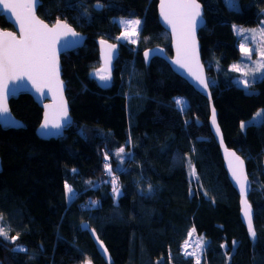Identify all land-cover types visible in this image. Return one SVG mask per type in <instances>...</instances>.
Segmentation results:
<instances>
[{
  "label": "trees",
  "instance_id": "1",
  "mask_svg": "<svg viewBox=\"0 0 264 264\" xmlns=\"http://www.w3.org/2000/svg\"><path fill=\"white\" fill-rule=\"evenodd\" d=\"M40 1L39 17L49 24L62 19L87 37L82 48L61 55L74 120L65 135H37L43 111L25 94L9 105L24 127H0V226L18 236L15 242L0 237V264H195L184 249L193 228L205 247L200 264H264V116L241 127L264 109V76L245 89L231 70L241 55L232 26H256L264 0H237L234 9L225 0H199L201 60L224 143L246 161L255 238L241 221L239 195L211 134L209 100L161 56L144 60L149 48L172 53L158 0ZM137 16V44L118 41L104 90L96 82L97 40L116 42L115 19ZM0 27L12 29L3 16ZM177 96L186 101L183 110Z\"/></svg>",
  "mask_w": 264,
  "mask_h": 264
},
{
  "label": "snow or ice",
  "instance_id": "2",
  "mask_svg": "<svg viewBox=\"0 0 264 264\" xmlns=\"http://www.w3.org/2000/svg\"><path fill=\"white\" fill-rule=\"evenodd\" d=\"M39 0H0V6L15 17L18 24L20 36L12 32L0 31V116L5 117V123L13 126H19V122L14 119H7L10 116L8 107V97L10 94L9 82L13 81H30L36 92L41 96L46 95L44 89L47 88L53 94L56 103L53 105H45L48 111L45 112L44 121L41 124V131L44 134L52 135L50 130L55 129L57 132L63 129L69 122L67 103L63 98V82L59 78V61L57 44L62 36H76L77 33L67 23L59 20L52 26L45 24L40 20L35 13L36 6ZM160 14L163 21L172 29V33L176 37V64L181 68H188L189 73L202 85L204 89L208 88V82L203 77L200 71L198 60V47L196 42V29L201 18V5L197 0H160ZM125 25L122 38L135 43L131 37L138 35V30L141 21L138 19L128 20L122 22ZM243 32V29H238ZM255 34V33H254ZM260 37L264 39V29L260 31ZM101 45L105 50V68L100 75L102 81H109L111 79V53L115 45L108 44L106 41H101ZM241 52L246 57L250 58L251 49L241 45ZM148 56V53H145ZM262 61H264V51L260 52ZM195 62L197 71L192 70V63ZM258 70H264V62L257 65ZM234 71H240V66L233 65ZM251 71V70H250ZM248 73L245 72L244 75ZM243 84L248 87L249 81L244 80ZM176 104L183 110L185 102L181 98L176 99ZM261 113H257L260 116ZM212 123L216 124L215 109L212 112ZM243 128L244 125L242 124ZM216 131L219 133V127ZM124 148H120L115 154L117 157L124 153ZM227 151V150H226ZM229 168L232 177L239 185V191L243 197L242 199V215L247 222V227L250 235L255 238V231L252 222L251 205L247 200L248 193V177L244 171V162L234 152H229ZM105 159H109L105 154ZM191 168V175H196V170L189 161ZM105 170L111 175L112 168L110 164H105ZM75 171V170H73ZM198 179V177H197ZM113 192L116 196L121 193L117 186L116 178L113 176ZM66 192L73 195V190L70 186L65 185ZM3 216L0 215V220ZM195 232L193 228L189 232V237ZM0 237L5 240L11 239L15 242L18 236L9 237L8 232L3 226H0ZM97 239H99L97 237ZM198 247L188 252V243L185 242V254L196 257L195 264H200V256L205 250L202 239H197ZM235 245V241H233ZM102 246V242H101ZM221 247H226L222 245ZM24 251V249H20ZM107 252V249H104ZM90 264V262H89Z\"/></svg>",
  "mask_w": 264,
  "mask_h": 264
},
{
  "label": "water",
  "instance_id": "3",
  "mask_svg": "<svg viewBox=\"0 0 264 264\" xmlns=\"http://www.w3.org/2000/svg\"><path fill=\"white\" fill-rule=\"evenodd\" d=\"M197 2L201 5V18L199 21V25L196 29V42H197V47H198V60H199V66H200V71L201 74L203 75V77L207 80L208 82V76H207V71H205V65L203 63V61L201 60V50H200V40L198 39V34L199 31L202 29V26L205 23V18L203 17L204 14V6H202V3L199 2V0H197ZM41 5V1L39 0L36 9H35V13L36 16L42 20L45 24L49 25V27H52L57 21L49 24L47 23L45 20H43L41 17L38 16L37 14V10L39 8V6ZM157 17L160 21L161 26L164 28V30H167V32L170 35V40H171V44H170V49L172 51L171 56H167L165 54V51H163V49L160 47H156V48H149V50L144 51L143 53V57L144 60L146 62H148L152 57L154 56H158V57H162L170 66L171 70L176 73L178 76H180L182 79L186 80L187 83H189L193 89H195L198 93H200L202 96L206 97L209 100V103L211 104V111H210V117H209V122L208 125H210V130H211V134L212 136H214L215 141L217 142L218 146H220V151H221V157L223 160V166L226 170L227 173V177L230 180V183L232 184L233 188L237 191L238 195H239V200H240V216H241V221H243L246 230L249 232L248 227H247V222L245 220V218L242 215V195L239 191V185L236 183L235 179L232 177L231 174V170L229 168V156L228 153L229 152H234L237 156L240 157L241 160H243L244 162V171L247 174L248 177V173H247V167H246V161L244 159L243 156L239 155L234 149L232 148H228V146L225 145L224 140H223V135L221 133V129H220V125H218L217 122V114L215 111V116H216V124L213 125L212 123V112L214 106L212 103V93H210V87L208 86L207 89H204L202 85H199V82L197 80H195V78L189 73L188 68H181L179 64H176L175 61L177 59V51H176V37L174 36V34L172 33V29L169 25H167L164 21L163 18L161 17L160 14V0H158L157 2ZM0 16H3L5 18V20L12 26V29H2L0 27V31H4V32H12L14 34H16V36L19 38L20 36V32H19V27L18 24L15 21V17L12 16L7 9H4L2 6H0ZM60 22H65L64 20H59ZM69 26H71L69 23H67ZM71 28L77 33L76 36H62L60 38L59 43L57 44V49H58V61H59V78L60 80L63 82V98L67 103V108H68V116H69V122L66 124V126L59 130V132H57V130L52 129L50 130L52 133V135H47L44 134L41 131V124L44 121V115L45 112L48 111L47 108H45V105H53L56 103V100H54L53 98V94L51 92L48 91L47 88L44 89V92L46 93V95L41 96L39 93L36 92L35 88L32 86L30 81L22 80V81H13V82H9V88H10V94L8 97V107H9V112H10V116L7 118L9 120L14 119V121L19 122V126H13L11 124L5 123V117L0 116V127H2L3 129H12V128H23L24 127V123H21V121H19L13 114V112L10 111V102L11 99H16L19 96H21V94H25L30 96L36 103L37 105L41 108V110L43 111L42 113V118H41V123L39 124V126L36 128V133L37 135L41 138V139H56V138H61L65 135L66 130H68L72 125H73V118L71 116L70 113V105H69V100L67 99L66 96V82L65 80H63L62 78V67H61V55H63L64 52H70V51H74L75 49H79L82 48L84 46V42L86 39V34L84 33H80L78 31L75 30V28L73 26H71ZM101 41H106L108 44H112L115 45V48L112 50L111 53V63H110V69H111V79L109 81H102L100 79V75L103 74V72L101 71L102 69L105 68V50H104V46L101 45ZM97 44H98V54H99V65L100 67L98 68V72L99 74H97L96 76V82L98 83L99 87H101L104 90H107L110 87L111 81L113 79V71L115 70V62L117 61V58L119 57V50H120V43L118 41L114 42L111 41L109 39H99L97 40ZM148 53V56H145V53ZM192 70L193 71H197V67L195 62L192 63L191 65ZM209 85V82H208ZM217 126L219 127V133L216 131ZM227 150V151H226ZM2 170L1 167V158H0V172ZM248 193H247V197L249 196L252 188H251V181L250 178L248 177ZM248 200V199H247ZM249 203V201H248ZM250 204V203H249ZM252 211V222L253 221V210L251 208Z\"/></svg>",
  "mask_w": 264,
  "mask_h": 264
},
{
  "label": "rangeland",
  "instance_id": "4",
  "mask_svg": "<svg viewBox=\"0 0 264 264\" xmlns=\"http://www.w3.org/2000/svg\"><path fill=\"white\" fill-rule=\"evenodd\" d=\"M226 5H228L230 8H239L237 0H225ZM133 19H138L142 22L141 16H137V18H116L115 21L118 23V26L120 27V34L117 36V41L119 42H130L129 40H125L122 38V34L124 32L125 25L122 23L123 21H128V20H133ZM234 29L235 34L239 37V42H238V48H241V45H244L245 47L251 49V55L250 58L246 57L244 53L241 52L240 57L238 60L233 64V65H238L240 66V71H234L233 70V65L231 70L233 71V81L235 84L240 85L247 89L248 87H245L243 84L244 80H248L249 84L252 82H255L259 80L262 76H264V70H258L257 65L260 64L262 61L260 52L264 51V39L260 37V31L261 29H264V11H263V17L259 20V22L256 24V26H240V25H233L232 26ZM140 28V27H139ZM238 29H243V32L238 31ZM255 33V34H254ZM138 35H139V30H138ZM137 36L131 37L132 40H135L136 42L134 43L135 45L137 44ZM132 43V42H130ZM241 51V50H240ZM251 70V71H250ZM247 72V75H244V73ZM96 74H99L98 71H96ZM210 79V77L208 78ZM181 98L185 103L186 101L180 97L177 96L175 99ZM185 106V105H184ZM257 113H261L260 116H257ZM255 115H253L249 120L243 121L241 124L244 125L243 129L250 123H255V124H260L263 116H264V109L260 108V110L257 111ZM68 200H71L73 195L69 197ZM197 236L192 235L188 240V252L194 251L198 245H197ZM97 244L99 249H101L103 255L108 259V253L104 251V246L99 239L96 238ZM185 245V244H184ZM185 249V248H184ZM189 256V255H187ZM194 257V256H193ZM201 257V256H200Z\"/></svg>",
  "mask_w": 264,
  "mask_h": 264
}]
</instances>
